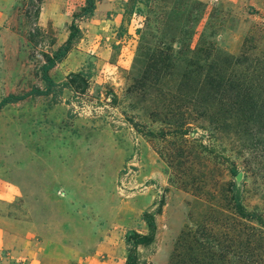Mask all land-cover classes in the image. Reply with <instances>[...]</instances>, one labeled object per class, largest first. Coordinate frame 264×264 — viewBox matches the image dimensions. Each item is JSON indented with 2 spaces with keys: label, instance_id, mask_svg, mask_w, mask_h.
I'll return each mask as SVG.
<instances>
[{
  "label": "rangeland",
  "instance_id": "rangeland-1",
  "mask_svg": "<svg viewBox=\"0 0 264 264\" xmlns=\"http://www.w3.org/2000/svg\"><path fill=\"white\" fill-rule=\"evenodd\" d=\"M0 264H264V0H0Z\"/></svg>",
  "mask_w": 264,
  "mask_h": 264
},
{
  "label": "trees",
  "instance_id": "trees-1",
  "mask_svg": "<svg viewBox=\"0 0 264 264\" xmlns=\"http://www.w3.org/2000/svg\"><path fill=\"white\" fill-rule=\"evenodd\" d=\"M64 52L65 51L63 50V48L59 49L54 54V57L47 59V62L53 63V61L55 59H58L59 56L63 55ZM146 224H147V227H148V234L147 235H140L139 233H135L134 231H130L129 230L127 232L126 236H125V240L126 241L131 240L132 241V246H133L134 244L138 243V241L141 240V239H149L151 237V234H152V231H153L154 223H153L152 220L151 221L147 220ZM126 261H127V263H129L131 261V255L130 254L127 255Z\"/></svg>",
  "mask_w": 264,
  "mask_h": 264
}]
</instances>
